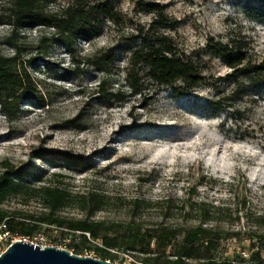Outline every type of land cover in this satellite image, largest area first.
Instances as JSON below:
<instances>
[{"label": "rangeland", "instance_id": "374dc122", "mask_svg": "<svg viewBox=\"0 0 264 264\" xmlns=\"http://www.w3.org/2000/svg\"><path fill=\"white\" fill-rule=\"evenodd\" d=\"M7 1L0 0V11ZM238 1L111 0L99 34L91 41L78 40L72 51L56 40L39 42L49 29L19 28L13 38L18 60L43 104L22 100L12 120L0 111V170L5 162L28 166L34 172L30 184L51 181L71 194L94 193L99 199L101 209L93 212L73 199L58 211L63 217L216 227L238 232L220 242L217 257L238 259L241 250L250 252L251 241L264 257V238L248 239L255 234L264 237V226L253 222V213L264 212V92L244 95L216 114L205 108L208 99L232 88L224 62L205 53L210 38L223 43L242 40L251 60L264 56V25L243 16ZM66 2L53 0L48 9L57 10ZM145 2L161 5L169 23L152 28V33L169 39L175 53L192 60L205 77L185 96L176 97L169 86L154 90L147 84L149 98L140 100L129 96L123 85L127 47L153 20L142 10ZM8 33V26L0 25L3 56L15 53ZM115 46L117 63L100 90L102 73L87 66L84 58ZM118 88L125 91L124 99L109 105L106 93ZM73 118L74 124H66ZM57 150L87 158L88 168H57L38 158L41 151ZM0 206L20 213L42 209L37 198L24 192L9 195ZM40 231L46 238L42 244L64 249L77 238L63 229ZM30 240L31 236L26 239ZM9 242L0 230V252ZM118 254L114 264H144L139 249ZM79 255L95 257L88 251Z\"/></svg>", "mask_w": 264, "mask_h": 264}, {"label": "trees", "instance_id": "16d2710c", "mask_svg": "<svg viewBox=\"0 0 264 264\" xmlns=\"http://www.w3.org/2000/svg\"><path fill=\"white\" fill-rule=\"evenodd\" d=\"M53 0H8L0 11V25H7V41L14 46L11 56L0 54V111L12 120L20 112L22 100L28 99L43 104L36 91L34 82L19 62V47L13 41L14 35L22 27H42L49 29L48 36L42 34L39 42L56 40L68 51L78 40L91 41L101 28L106 14L110 12L111 0H67L57 10L48 9ZM247 19L264 25V0H239L236 3ZM142 10L150 12L153 20L147 29L137 31L127 47L128 56L122 69L123 85L128 88L129 96L140 100L149 98L144 89L152 84L154 90L169 86L176 97H182L198 87L204 80L196 64L189 58L177 53L165 36L152 33V28L169 26L163 17V7L157 3L145 2ZM242 40L223 43L213 38L205 46V53L224 62L229 72L225 77L232 83L231 90L213 99H208L205 108L216 114L224 108L233 107L244 95L257 96L264 92V56L251 60ZM115 47H108L84 58L87 66L100 71L102 77L98 89H103L111 70L117 63ZM79 63V61H77ZM180 82V85H174ZM121 88L107 92V102L124 99ZM73 119L66 124H74ZM38 158L57 168L69 170L86 169L88 159L69 151H41ZM51 176H60L52 172ZM34 172L28 166H14L3 163L0 170V204L9 195L27 193L39 200L41 210L35 213L7 211L0 206V230L11 235L27 237L44 228L63 229L69 234H77L66 246L75 254L84 251L102 260L113 262L120 253L138 249L144 253V264H264L261 249L253 241L250 254L238 259L217 257L220 242L238 236L236 231L197 225L179 227L167 224L143 226L139 221H103L90 218H67L58 214L69 206L73 199L78 200L80 208L90 212L101 209L99 199L94 193L71 194L59 183L40 181L30 184L28 178ZM134 200L133 202H135ZM253 222L264 226V212L253 213ZM264 238L261 234L250 235L249 240ZM193 261V262H192Z\"/></svg>", "mask_w": 264, "mask_h": 264}, {"label": "water", "instance_id": "95a60500", "mask_svg": "<svg viewBox=\"0 0 264 264\" xmlns=\"http://www.w3.org/2000/svg\"><path fill=\"white\" fill-rule=\"evenodd\" d=\"M0 264H114L109 260L75 254L54 245L40 246L15 240L0 252Z\"/></svg>", "mask_w": 264, "mask_h": 264}, {"label": "built area", "instance_id": "2783aa9c", "mask_svg": "<svg viewBox=\"0 0 264 264\" xmlns=\"http://www.w3.org/2000/svg\"><path fill=\"white\" fill-rule=\"evenodd\" d=\"M1 234H2V237H3L4 239H9V240H10V242H9L8 244H10L12 241H15L16 238H21V239H24L25 241H26V239H29V238H30L29 236H27V237H21V236H19V235H11V234H9L7 231H2ZM45 239H46V238H45V235H44V232H43V231H36L34 234L31 235V240H30V242L35 243V244H38V245H40V246H45V244H42L43 242H41V241H45ZM34 240H38V241H40V242H39V243H36V242H34ZM239 254H240L243 258H248L250 252H248V251H246V250H241V251L239 252Z\"/></svg>", "mask_w": 264, "mask_h": 264}]
</instances>
